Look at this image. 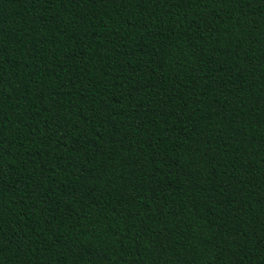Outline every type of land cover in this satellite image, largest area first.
<instances>
[{
    "label": "trees",
    "instance_id": "trees-1",
    "mask_svg": "<svg viewBox=\"0 0 264 264\" xmlns=\"http://www.w3.org/2000/svg\"><path fill=\"white\" fill-rule=\"evenodd\" d=\"M0 264H264V0H0Z\"/></svg>",
    "mask_w": 264,
    "mask_h": 264
}]
</instances>
